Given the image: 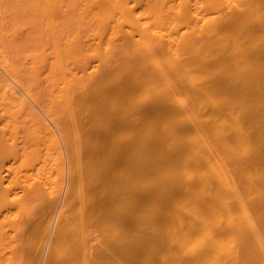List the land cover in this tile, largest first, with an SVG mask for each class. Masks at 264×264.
<instances>
[{
	"label": "bare ground",
	"instance_id": "6f19581e",
	"mask_svg": "<svg viewBox=\"0 0 264 264\" xmlns=\"http://www.w3.org/2000/svg\"><path fill=\"white\" fill-rule=\"evenodd\" d=\"M0 264H264V0H0Z\"/></svg>",
	"mask_w": 264,
	"mask_h": 264
}]
</instances>
